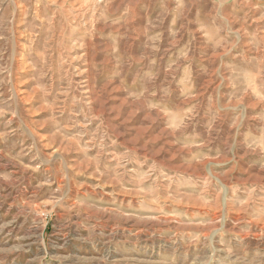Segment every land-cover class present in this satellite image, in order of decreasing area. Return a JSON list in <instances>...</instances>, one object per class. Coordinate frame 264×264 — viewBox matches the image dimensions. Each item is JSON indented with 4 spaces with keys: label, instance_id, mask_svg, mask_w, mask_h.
Instances as JSON below:
<instances>
[{
    "label": "rangeland",
    "instance_id": "obj_1",
    "mask_svg": "<svg viewBox=\"0 0 264 264\" xmlns=\"http://www.w3.org/2000/svg\"><path fill=\"white\" fill-rule=\"evenodd\" d=\"M0 264H264V0H0Z\"/></svg>",
    "mask_w": 264,
    "mask_h": 264
}]
</instances>
